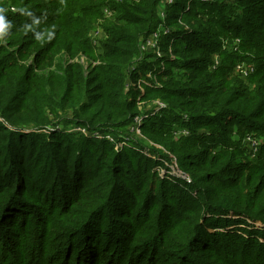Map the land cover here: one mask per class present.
<instances>
[{"label": "trees", "instance_id": "trees-1", "mask_svg": "<svg viewBox=\"0 0 264 264\" xmlns=\"http://www.w3.org/2000/svg\"><path fill=\"white\" fill-rule=\"evenodd\" d=\"M161 2L0 0V264H264V0Z\"/></svg>", "mask_w": 264, "mask_h": 264}, {"label": "rangeland", "instance_id": "rangeland-1", "mask_svg": "<svg viewBox=\"0 0 264 264\" xmlns=\"http://www.w3.org/2000/svg\"><path fill=\"white\" fill-rule=\"evenodd\" d=\"M92 36H94L93 37V39H95V43H96V45H98L99 44V42H98V37L99 36H102V32H101V30L100 29H95V31L93 32V35ZM227 45L226 44H224V47H226ZM99 47V46H98ZM243 66H245V67H248L249 68V72L248 73H250L251 71H252V66L251 65H247V64H243ZM239 72V71H238ZM242 75H245V74H242ZM144 79H142V80H140V78L139 79H137L133 84H134V88L136 89H140V88H142L141 87V84H140V81H143ZM140 86V88H139V86ZM142 93H143V90L141 91ZM157 101H159L160 103H163L164 104V102H162V101H160V100H153V101H150V102H147V103H144V102H140V103H138V105H139V108H143L144 110H150L151 111V109L153 108V111H157V110H159L160 108H158L157 109V104H156V102ZM153 114V113H152ZM145 117H147V114H145L144 115ZM142 121L143 120H140V124L142 123ZM135 123V122H134ZM140 124H139V133H137V132H135V130H131V132H133V136H135L136 138H138V139H143L145 142H147L146 144L147 145H152V146H154V147H156V148H158V149H160V151L161 152H165V153H167L168 154V156H169V160H166V159H164V158H162L161 156L159 157L157 154H154V152H150V150L148 149V150H143V152H145L147 155H149V156H151L152 158H155V160H158V162H161V163H163V165H161V164H158L157 166H154V168H153V171L156 173V175L157 176H159L160 178L161 177H164V178H166V179H169L170 181H172V180H174V179H176V178H181L180 176H183V177H188V175H187V173H185V172H183L180 168H179V166H178V164H177V161H176V158L174 157V155H172V154H169V151L167 150V149H165L163 146H161V145H159V144H157V143H153L151 140H149V139H147L145 136H143L142 135V133H141V131H140ZM137 126V125H136ZM135 125H133V128L134 127H136ZM73 130V129H72ZM72 130H70V131H72ZM78 130V129H77ZM69 131V132H70ZM83 133H87V131H84V130H81ZM182 131V130H181ZM181 131H179V133H177V134H180V132ZM183 135H185V134H183ZM94 136H99L98 134H96L95 133V135ZM253 141H255V144L253 143ZM244 142H246L247 144H248V146H249V148H251L252 149V151H254V150H256V146L258 145V143L260 144V140L259 139H256V138H254L253 136H251V135H246L244 138H243V143ZM131 144H129V146H130ZM118 150L122 147V143L120 142V143H118ZM115 149L117 150V148L115 147ZM149 153V154H148ZM153 153V154H152ZM253 156V155H252ZM167 170V171H166ZM163 171V172H162ZM173 171H176L177 172V174H174L173 173ZM189 179H190V177H188ZM181 179H183V178H181ZM185 180V179H184ZM186 181V180H185ZM190 181H191V179H190ZM189 181V182H190ZM187 182V181H186ZM189 182H187V183H189Z\"/></svg>", "mask_w": 264, "mask_h": 264}, {"label": "built area", "instance_id": "built-area-1", "mask_svg": "<svg viewBox=\"0 0 264 264\" xmlns=\"http://www.w3.org/2000/svg\"><path fill=\"white\" fill-rule=\"evenodd\" d=\"M173 2H174V0H162V2L159 4L158 9H157V16H158V18L162 22L161 23L162 24L161 25L162 26L161 32L163 34H166V33L169 32V29H167V28L164 29V21H165L166 16H167L166 7L169 6V5H171ZM104 14L108 16V15H110V11L105 8L104 9ZM159 34L160 33L155 32L151 36L146 37L145 40H142L140 42V50L142 52H145V51H149L151 49H157V43H158ZM157 54L160 55V52L158 50H157ZM81 61H84V57H81ZM213 62L214 63H213V66L212 67L214 68L218 64V56L217 55H214L213 56ZM236 69H237V71H239L240 74H245L246 75L249 72V68L243 66V64L237 65L236 66ZM148 76H150V74H148ZM140 83H141V81H140ZM139 88H140V86H139ZM140 91H142V88H140ZM156 104H157V109L158 108H163L165 106V104L160 103L159 101H157ZM142 118H143V116H137V117H135V119H134V122H135L134 125L135 126L137 125V126L134 127V128L133 127L131 128V129L135 130V132H137V133H139V124H140V120H142ZM180 133L181 134H185V135L188 134V132L186 130H182ZM107 137L111 141H114V139L112 137H109V136H107ZM253 143L255 144V141H253ZM115 147L118 149V147H119L118 146V142H115ZM173 173L174 174H177L176 171H173ZM180 177L183 178V179H185L187 182L190 181V179L188 178L189 176L188 177L180 176Z\"/></svg>", "mask_w": 264, "mask_h": 264}]
</instances>
